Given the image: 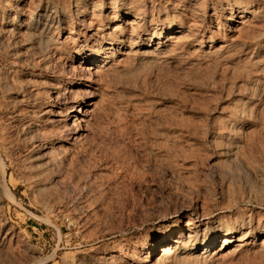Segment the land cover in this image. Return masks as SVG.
I'll use <instances>...</instances> for the list:
<instances>
[{
  "label": "rangeland",
  "instance_id": "obj_1",
  "mask_svg": "<svg viewBox=\"0 0 264 264\" xmlns=\"http://www.w3.org/2000/svg\"><path fill=\"white\" fill-rule=\"evenodd\" d=\"M0 264H264V0H0Z\"/></svg>",
  "mask_w": 264,
  "mask_h": 264
},
{
  "label": "bare ground",
  "instance_id": "obj_2",
  "mask_svg": "<svg viewBox=\"0 0 264 264\" xmlns=\"http://www.w3.org/2000/svg\"><path fill=\"white\" fill-rule=\"evenodd\" d=\"M93 60H95V58H93ZM97 60V59H96ZM83 110L84 109H82V107H81V105L78 107V109H77V113H83ZM75 117H76V119H77V115H75ZM177 240V239H176ZM227 239H225V241H226ZM178 242V241H177ZM210 243H212V242H210V240H207V241H205V244L206 245H208L209 246V244ZM177 244V243H176ZM212 245V244H211ZM178 246V245H177ZM189 246V245H188ZM169 247H171V246H163L162 248H161V252H166L168 249H169ZM191 249H196L197 247H190ZM175 250V249H174ZM172 252V251H171ZM170 254V253H169Z\"/></svg>",
  "mask_w": 264,
  "mask_h": 264
}]
</instances>
